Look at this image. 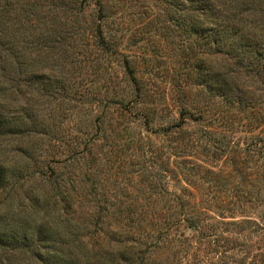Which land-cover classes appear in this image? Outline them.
I'll list each match as a JSON object with an SVG mask.
<instances>
[{"label": "rangeland", "instance_id": "rangeland-1", "mask_svg": "<svg viewBox=\"0 0 264 264\" xmlns=\"http://www.w3.org/2000/svg\"><path fill=\"white\" fill-rule=\"evenodd\" d=\"M191 1L0 0L1 39L14 48L13 57L6 47L0 52V108L11 118L31 112L27 120L34 133L24 140L33 156L19 165L34 172L43 164L73 181L65 193L51 195L66 196L61 207L76 211L73 224L87 243H94L89 236L98 227L94 234L111 245L118 237L130 244V215L158 212L164 190L179 195L189 191L226 196L235 204L238 199L233 218H215L245 224L244 231L217 225L213 234L229 240L219 242L221 249L194 245L193 232L181 224L178 232L192 240L183 248L182 264H264V203L255 200L261 179L256 156L234 165L232 154L216 160L195 152V140L205 141L209 130L240 147L262 134L264 125L249 130L245 123L264 116L263 84L242 74L236 78L229 54H212L205 22L200 28L193 24ZM100 24L106 49L97 40ZM182 115L186 122L180 133L163 137V129ZM177 142L203 169L229 173L216 190H205L217 179L209 174L162 177L174 159L164 148ZM68 150L82 152L78 161L65 160ZM1 153L2 161L12 154ZM201 177V190H196L192 181ZM32 182L7 183L0 187V200L9 194L11 210L26 204L41 191ZM34 210L10 232L28 234L40 227L41 205ZM88 212L106 216L104 226H94ZM67 231L66 225L50 230L58 234L56 241L67 244L64 259L68 253L75 256ZM8 255L0 251V264H35L28 251Z\"/></svg>", "mask_w": 264, "mask_h": 264}, {"label": "trees", "instance_id": "trees-1", "mask_svg": "<svg viewBox=\"0 0 264 264\" xmlns=\"http://www.w3.org/2000/svg\"><path fill=\"white\" fill-rule=\"evenodd\" d=\"M259 6H263V8L261 9ZM191 9L193 12L190 16L197 28H200L205 22V30L208 35V43L212 47V54H229L232 60L230 67L236 69L235 77L239 78L242 74L251 81L262 83L261 89L264 91V0H192ZM248 17L251 19L247 23L245 19ZM1 18L2 16H0V52L6 47L7 52L13 57L14 48L11 46L12 44L7 41L10 44L8 45L1 39L3 23ZM256 18L260 19L257 20ZM97 40L98 44L106 49L107 41L101 24L97 27ZM125 66L129 74L132 75L133 70L127 62ZM132 78L135 80L134 77ZM214 86L216 83L213 85L212 91L215 89ZM30 113L27 109L23 116L17 115L16 118H11L5 114V109L0 108V156L1 151L12 153L4 161L0 159V187L5 188V185L11 181L16 185L23 180H30L36 185L37 190H41L36 192V198L30 199L26 204H22L14 210H11L10 203H6L9 194L0 200V251L6 252L7 255L10 254L9 257L14 258L17 253L22 256L25 251H28L31 253V259L35 264H79V259H84L85 264H182V257H185L182 253L183 248L185 250L186 245L190 241L192 243V240L178 232L181 224L193 232L194 245H210L216 249H221L220 241H229L213 234L217 225L232 226L233 230L240 227V231H244L242 225L245 222L224 223L216 219L222 220L225 218L224 215L233 218V212L239 207L238 199V203L235 204L226 196L209 194L197 196L189 191L186 195H179L164 190L163 197L159 202L161 209L158 212L152 214L144 212L135 217L130 215L127 218V237L131 240L130 244L123 243L118 237L115 241L113 239L114 244L111 245L105 238L94 234L98 227H95L96 230L89 236V239L95 240L94 243L91 241L87 243L85 241L86 236L82 235V229H79L77 224H73L72 219L76 220L77 218L74 215L72 217V214L76 211L69 209V205L61 207L66 196L61 195V197L55 196L53 198L51 195L52 193L58 195L65 193L67 186H70L73 181L62 172H50L43 164L42 169L34 172L19 165L22 161L26 165L29 157L33 156V153L28 151L24 140L25 138L29 139L34 133L32 124L28 125L27 119ZM254 121L255 118L245 123L249 130L264 125V116L259 115L258 119ZM29 122L32 123V119H29ZM185 122L186 119L182 115L176 124L163 129L161 135L168 137L180 133ZM207 134L205 141L200 138L195 140L197 148L195 152L205 158L226 159L229 154H232L237 159L234 162L236 165V162H247L249 155L256 156L258 176L261 179H259L260 186L255 200L264 203V130L262 134L254 135V139L244 147L235 145V143L225 140L224 137L216 136L217 133L211 130ZM3 142H5L4 146L2 145ZM185 148L179 143L168 147V149L164 148V153L173 156L174 159L171 162H166L167 166L163 169L162 177L166 180L168 173L185 177H195L202 173V177L205 178L209 174L210 178L217 179L214 182L207 179L203 180L206 183L211 182L205 190H216L214 186H218L221 183L220 179L229 173L223 172L221 168L217 170L203 169L189 159ZM68 152L70 154L65 160L68 159L71 164L78 161V156L82 153L71 150ZM240 160L242 161L240 162ZM41 162L43 163V161ZM169 164L173 165V168H169ZM202 177L192 181L194 189L201 190L197 183ZM151 203L155 204L154 201ZM39 205H41L42 212L40 227L34 232L28 231V234L10 232V229L16 226L15 222L21 219L25 220L31 211L35 213L36 210L34 209ZM87 214L88 219L91 218L94 222V226H99V224L104 226L106 223L104 221L106 216L104 215L90 212ZM247 223L249 224V222ZM63 225L70 229L66 234L70 240L69 246L75 254L73 257L68 253L67 259H64L67 244L56 241L55 239L59 237L58 234L52 235L50 232L51 227ZM254 225L261 229L259 225L255 223ZM96 258L102 261L95 262ZM17 259L20 261V257ZM203 263H206V259Z\"/></svg>", "mask_w": 264, "mask_h": 264}]
</instances>
